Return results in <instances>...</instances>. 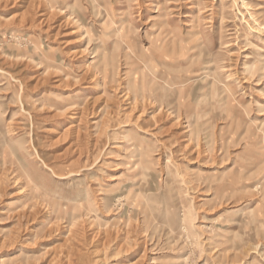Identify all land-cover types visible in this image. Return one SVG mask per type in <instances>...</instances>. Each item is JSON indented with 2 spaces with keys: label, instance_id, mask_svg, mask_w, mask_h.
<instances>
[{
  "label": "rangeland",
  "instance_id": "obj_1",
  "mask_svg": "<svg viewBox=\"0 0 264 264\" xmlns=\"http://www.w3.org/2000/svg\"><path fill=\"white\" fill-rule=\"evenodd\" d=\"M0 264H264V0H0Z\"/></svg>",
  "mask_w": 264,
  "mask_h": 264
},
{
  "label": "bare ground",
  "instance_id": "obj_2",
  "mask_svg": "<svg viewBox=\"0 0 264 264\" xmlns=\"http://www.w3.org/2000/svg\"><path fill=\"white\" fill-rule=\"evenodd\" d=\"M157 12V11H156ZM129 36V35H128ZM165 39H167V38H165ZM122 40V39H121ZM131 40V39H130ZM162 42H164V43H166V41L165 40H163ZM161 41H159L158 42V46H160V45H162V44H164V43H162ZM130 43V42H129ZM97 52L95 51V54H96ZM95 54L92 56L93 58L95 57ZM149 54V53H148ZM154 58V57H153ZM112 57H109V62H110V64H112ZM101 60H103V61H105V59H101ZM111 60V61H110ZM97 61H100V58H98L97 59ZM150 61H151V58H150ZM102 62V61H101ZM100 62V63H101ZM107 66H103L101 69H98V71H100V72H103V71H105V70H107ZM136 79V78H135ZM162 109V108H161Z\"/></svg>",
  "mask_w": 264,
  "mask_h": 264
}]
</instances>
